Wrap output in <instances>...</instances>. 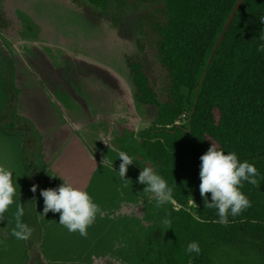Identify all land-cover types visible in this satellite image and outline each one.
<instances>
[{
    "label": "rangeland",
    "instance_id": "374dc122",
    "mask_svg": "<svg viewBox=\"0 0 264 264\" xmlns=\"http://www.w3.org/2000/svg\"><path fill=\"white\" fill-rule=\"evenodd\" d=\"M160 7V2L143 1L120 5L116 0H109L106 7H97L88 0H0V166L13 171L17 188L14 204L5 213L6 219L0 222V264H26L31 239L34 245L44 243L42 249L50 264H125L114 256L115 250L109 259L100 258L104 255L92 259L94 252L106 253L113 248L109 235H104L108 220L99 219V223L95 220L85 238L78 232L70 233L59 224L60 212L50 210L45 217L41 215L45 207L41 190L61 185L56 179L45 185L46 177H53V173L89 192L101 209L110 211L109 217L116 220L124 214L137 219L139 222L135 224L143 228L153 224L147 215L148 204H154L155 200L144 196L145 185L128 179L124 186L118 173L99 167V163L91 159L85 143L73 133L61 110L63 104L79 124L94 131L90 121L97 102L96 98H91L93 86L87 85V99H75L76 95L81 97L77 83L88 74L84 72H91L94 80L107 70L102 68L101 72L100 65L110 66L115 75L114 92L111 93L115 112L127 113L123 114L125 121L121 117L117 119L115 137L124 126L139 131L155 125L172 126L165 122L160 108L136 99L128 62V58L138 62L150 81L158 78L157 63L146 40L143 19L156 14ZM63 48L76 51L66 52ZM68 55L87 63L72 61ZM86 66L87 69L81 68ZM59 87H63L64 96L58 94ZM10 118H20L22 125L29 122V136L10 132L7 127ZM176 124L186 125L187 113ZM120 125L123 127L119 129ZM29 140L34 142L31 144ZM96 151L99 153L100 149ZM108 154L111 163L116 164L113 149ZM28 162L31 166L37 165L35 169L28 167L36 174L27 170ZM142 167L144 163L134 160L128 171L138 178ZM34 185L37 186L35 192L31 190ZM122 191L129 192L127 198L123 194L121 197ZM123 199L125 203L122 202L121 208L119 201ZM110 200L117 201L107 206ZM20 202L26 208L22 220L34 230L24 242L11 235L16 204ZM173 203L176 209L181 208L176 200L173 199ZM191 205L188 208L192 210ZM118 227L115 223L113 232L118 231ZM138 230V226L132 227L125 234L128 245L119 250L121 254L125 251L126 259L128 247L142 231L138 233ZM190 242L186 239V248Z\"/></svg>",
    "mask_w": 264,
    "mask_h": 264
},
{
    "label": "trees",
    "instance_id": "16d2710c",
    "mask_svg": "<svg viewBox=\"0 0 264 264\" xmlns=\"http://www.w3.org/2000/svg\"><path fill=\"white\" fill-rule=\"evenodd\" d=\"M88 1L97 7L109 3ZM142 1L161 3L156 14L143 19L158 78L150 81L128 58L135 96L160 108L172 126L123 127L117 145L135 161L155 166L181 208L173 201L161 207L160 224L133 247V264H264V179L256 186L244 182L241 191L252 207L229 216L227 226L216 222V210L204 206L199 191L200 156L212 145L226 154L235 151L264 176V52L258 51L264 43V0H245L203 84L239 0H116L120 5ZM185 113L187 124H176ZM7 126L14 132L15 120ZM186 239L198 242L199 255L186 252Z\"/></svg>",
    "mask_w": 264,
    "mask_h": 264
},
{
    "label": "clouds",
    "instance_id": "9594fccd",
    "mask_svg": "<svg viewBox=\"0 0 264 264\" xmlns=\"http://www.w3.org/2000/svg\"><path fill=\"white\" fill-rule=\"evenodd\" d=\"M260 40L264 41V36H261ZM258 51L264 52V43L260 44ZM105 144L111 147L110 144ZM118 156L122 161L118 172L114 170V163L103 159L102 164H108L118 173L124 186H127L129 180L126 178V174L128 167L134 163L135 157L124 151H120ZM200 160L199 191L204 206L215 209L218 216L216 222L227 226L229 216L237 217L252 207L250 199L241 191L244 182L256 186L260 179H264V176H261L254 163H249L247 160L241 162L235 151L226 154L223 150H218L215 145L209 147L200 156ZM13 174L12 170L0 166V222L6 219L5 213L14 204V197L17 195ZM137 182L145 185L142 193L149 200L154 199L157 208L173 201V187L169 186L167 181L158 174L155 166L142 167ZM36 189L37 186L34 185L31 190L35 192ZM208 193H211V201H209ZM41 195L44 197L45 203L43 214H41L43 217L50 210L60 212L59 224L67 228L70 233L78 232L85 238L88 235V228L94 223L97 215H103L100 206L94 202L89 192L67 181L62 180V184L57 188L41 190ZM24 205L21 202L16 204L15 227L12 229L11 235L17 240L26 241L32 236L34 230L22 220L26 214ZM163 223L168 225L170 222L164 220ZM186 252L199 255L201 248L198 242H190Z\"/></svg>",
    "mask_w": 264,
    "mask_h": 264
},
{
    "label": "flooded vegetation",
    "instance_id": "af4514ba",
    "mask_svg": "<svg viewBox=\"0 0 264 264\" xmlns=\"http://www.w3.org/2000/svg\"><path fill=\"white\" fill-rule=\"evenodd\" d=\"M12 119H14V118H10V121ZM14 120H15V125H16V130L14 132H18L21 135H28L29 136L30 131H31V125H30V123L27 122L24 125H22V122L23 121H21L20 118H18V119L15 118ZM8 130L10 132H13V131H11V129L9 127H8ZM121 134H122V132H121ZM121 134H120V136H121ZM120 136H119V138H120ZM118 139H117L116 142H118ZM33 142H34L33 140H29V143H31V144ZM85 146H86V144H85ZM86 148L89 149L88 152H89V155H90L91 159L94 160L95 162H98L99 163V167H101V168H109L110 170H113V169L111 167H109L108 164L103 165L102 162H103V159H105L106 161H108V162L111 163V161L109 160L108 151L110 149H113V152L115 153V156H116V160L118 161L116 164H113V167H114V170L115 171H117V172L119 171V165H120V163L122 161H121V159H119L118 153L120 151H122V150L118 147L117 144H115L112 147L102 148V149H100V152L99 153L95 152L92 148H89L88 146H86ZM30 166H31L30 165V162H28L27 163V170H28V167H29V169H32V167L34 169L37 168V165L36 164H35V166L34 165L31 166V167ZM31 172L33 173V175L36 174V173H34V170H31ZM53 174H54L53 177H51V176H47L46 177L47 181H46L45 185L48 184V181L49 180L53 181L54 179H56L57 181L59 180V182L61 184H62V180L65 181L64 177H61L60 175L55 174V173H53ZM126 178L137 181V176H135L131 171H127ZM122 194H123V197L126 196V198H127V195L129 194V192L126 191V193H125L124 191H122L121 192V197H122ZM37 196H38V194H37ZM116 201L117 200H114V201H111L110 200L109 202H107L106 205L107 206H110L111 204L116 203ZM143 201H145V200H143ZM122 202L125 203V199L119 201L120 204ZM119 203H118V205H119ZM124 203H122L121 208L124 205ZM149 207H150V209H149V213L147 215V218L149 216L148 219H152L153 220V224L151 226H148V227H145V228L140 227V224H138V225L135 224L136 222H139L137 219H131L130 217H125V215L123 214L122 215V218H118V219L115 220L114 218L109 217V212L110 211H107L105 209H101L103 215H99L98 214L97 215V218L98 219H96V220H97L98 223H99V219H101L103 221L108 220L107 225H106L107 226V230L104 233V235H106V234L109 235V237L111 239V243L113 245V248L111 250L107 251L106 253H99L100 251L94 252L93 255H92V259H93V256H101V255H104V257H100V258H108L109 259V258H111L109 256L110 255L112 256L111 252H113V250H115L116 251L114 253V256L115 257L119 258V260H121L125 264H127V263L128 264H133V261H132L133 260V247L137 243H139L140 241L145 240L146 236L148 234H150L151 231L156 226H158L160 224V221H161V214H162L161 207L157 208L155 206V201H154V204L149 203L148 204V208ZM113 209L115 210V208H113ZM115 223L119 224L118 231H116V232H118V235H116V236H115L116 232H113V230H112ZM130 225H132V227H137L138 226L139 227L138 233H140L141 230L142 231H141V233L139 235L138 234L135 235L133 243L130 245V248L128 247L129 256L126 259L124 257L125 251H123L124 254H121V252H120L119 249H120V247H124V246L128 245V242L124 238H125V234L127 232H129V230L132 228V227H130ZM137 235H138V238H137ZM120 239H122V241H120ZM29 241H31V242L28 244V248H27L29 254H28V260H27V263L26 264H50V260H49L48 256H46V254L44 253V250L42 249V246H44V243L42 242V243H38V244L34 245V242L32 241V239L29 240ZM120 243L123 246H121ZM116 244L118 245L119 248L116 247ZM26 245H27V243H26ZM94 247H95V245H94ZM47 259H48L49 263H48ZM69 261H74V259L73 260H69Z\"/></svg>",
    "mask_w": 264,
    "mask_h": 264
},
{
    "label": "crops",
    "instance_id": "0c3cea01",
    "mask_svg": "<svg viewBox=\"0 0 264 264\" xmlns=\"http://www.w3.org/2000/svg\"><path fill=\"white\" fill-rule=\"evenodd\" d=\"M63 50L66 52L67 51L68 52L76 51L74 49H68V48H63ZM70 59L72 61H75L78 63H80L81 61L84 64L87 63L81 59L76 60V59H73L72 57H70ZM91 65H93V64H88L87 66H91ZM87 66L81 67V68L87 69ZM98 68H101V70H100L101 72H103L102 68H107V70L105 71V73L103 72V74H104L103 76L97 77L94 80H92L93 75H90V74H92L91 72H84V73H88V74H84V78L81 77L79 83H77L78 84L77 88H79L78 91L81 93V97H79L78 95L75 96L76 97L75 99H78V98L79 99H87V97L85 96V95H87V93H86L87 85L93 86L92 91H91V98H96L95 100L97 102L95 104V107L93 106L94 111H93V114L91 116L90 121L92 123L94 131L86 129L81 124H79L77 122V120L74 118V115H72V113L69 111V108L64 106L61 103L62 109H63L61 111H63V115L65 116V118L69 122V124H70L69 126L72 129L73 133L75 135H77L80 138V140L86 144V146H88L89 148H92L94 151H96L97 149L110 147L109 145L105 144V143L110 144V141H111V147L114 146L115 144H117L116 141L121 134V130H120L119 134H117V136L115 137V134H114L115 126L118 125V124H116V122H117V119H120V117L123 119L124 115L127 114L125 111H123V113L119 112V114L115 112L113 99L111 97V93L114 92V86L112 85L115 82L114 81L115 75H113L114 71L111 69L110 66L108 67V66L100 65V67H98ZM110 72L112 74H109ZM84 91H85V93H83ZM58 92H59L58 94L60 96L65 95V94H63V87H59ZM82 109L83 108H80V110H82ZM116 116H118V118H116ZM126 117L128 118V116H126ZM122 123L124 124V122H122ZM110 125H113V126L115 125V126L112 128H109ZM118 127L120 129L123 126L120 125ZM124 127H126V126H124ZM109 134H111L112 136ZM105 137L107 138V140H105ZM112 141H113V143H112Z\"/></svg>",
    "mask_w": 264,
    "mask_h": 264
},
{
    "label": "water",
    "instance_id": "95a60500",
    "mask_svg": "<svg viewBox=\"0 0 264 264\" xmlns=\"http://www.w3.org/2000/svg\"><path fill=\"white\" fill-rule=\"evenodd\" d=\"M244 2H245V0H239L238 3L236 4V6H235V8H234V10H233V12H232V14L230 15V18H229V20L227 21V23H226V25H225V28H224V30H223V32H222V34H221V36H220V38H219V40H218V42H217V45H216V47H215V49H214V52H213V54H212V57H211V59H210V61H209V63H208V66H207V69H206V71H205V73H204V76H203V79H202L201 84H203L204 79H205V76H206V74H207V71H208L210 65L212 64V62H213V60H214V58H215V55H216V53H217V51H218V49H219L221 43L223 42V40H224V38H225V35H226L227 31L229 30L231 24L233 23V21H234V19H235V16H236V14H237V12H238V10L241 8V6L243 5Z\"/></svg>",
    "mask_w": 264,
    "mask_h": 264
},
{
    "label": "built area",
    "instance_id": "2783aa9c",
    "mask_svg": "<svg viewBox=\"0 0 264 264\" xmlns=\"http://www.w3.org/2000/svg\"><path fill=\"white\" fill-rule=\"evenodd\" d=\"M192 204H194V202H192Z\"/></svg>",
    "mask_w": 264,
    "mask_h": 264
}]
</instances>
